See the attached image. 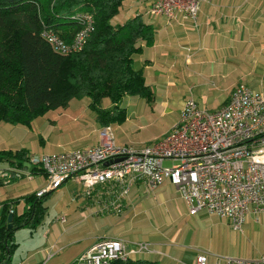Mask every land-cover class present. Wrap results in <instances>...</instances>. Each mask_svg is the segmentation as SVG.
<instances>
[{
  "label": "crops",
  "instance_id": "1",
  "mask_svg": "<svg viewBox=\"0 0 264 264\" xmlns=\"http://www.w3.org/2000/svg\"><path fill=\"white\" fill-rule=\"evenodd\" d=\"M148 2L125 0L111 23L122 25L142 14L144 21L156 30L155 44L145 47L134 58V67L143 72L155 96L151 103L158 111L167 108V101L177 99L185 92L199 103L210 98L216 104L214 110L220 108L239 84L264 92V0H208L200 6V26L197 30H192L189 23L168 24L163 17L147 16ZM188 49L192 51L190 59L186 58ZM187 99L180 103V112ZM126 101L125 122L112 127L119 145L133 146L120 137L117 130L131 119V115H136L137 103L144 101L149 104L144 106L146 111L147 107L152 111L154 109L151 103L139 97L127 96L123 104ZM89 106L88 98L72 99L67 108L53 110L40 117L44 119L40 128L48 135L54 134L56 144H51L49 137L46 139L36 133L38 146L32 147L33 151L28 142L35 135L32 131L39 118L30 127L0 123V151L27 149L33 152L31 155H42L67 151H62L67 146L84 149L100 145L99 133L104 126ZM101 106L106 110L113 108L109 99H103ZM179 116L180 113L172 125ZM7 168V165H0V171ZM46 185V177L36 175L30 180L23 179L0 187V208L4 202L37 193ZM143 186L138 185L133 190L121 216L98 212V203L106 196L104 188H95L92 197L84 194L92 204H96L95 207L90 206L82 220L86 221V225L80 227L82 221L61 224L55 220L43 233L42 249L33 252L27 263L23 261L20 264H44L49 255H53L50 262L59 256L60 264H82L78 258L99 241L119 239L130 244H150L157 253L141 254L134 259L143 258L155 264H195L199 252H207L201 246L224 250L227 252L224 256L228 257L247 260L264 257V212L259 215L248 213L242 231L235 232L227 219L205 212L190 215L175 188L166 182L156 191L154 199L177 196L179 205L184 209L181 212L180 208L173 206L170 210L172 218L167 219L165 214L161 216L155 211L138 210L140 197L144 195ZM24 209L23 201L16 205L18 213Z\"/></svg>",
  "mask_w": 264,
  "mask_h": 264
},
{
  "label": "built area",
  "instance_id": "2",
  "mask_svg": "<svg viewBox=\"0 0 264 264\" xmlns=\"http://www.w3.org/2000/svg\"><path fill=\"white\" fill-rule=\"evenodd\" d=\"M204 2L208 0H156L150 13L164 17L169 24L189 23L192 30H197ZM75 20L80 28L70 41L52 29L41 33L59 55L82 52L94 31L91 14L78 13ZM186 51V58L190 59L192 51ZM99 134L101 143L95 147L30 156L29 165L43 172L47 179L46 187L37 192L39 197L73 180L84 187L88 197L95 188H104L106 196L98 203V212L121 216L138 185L155 193L168 182L185 202L190 215L205 212L227 219L235 232L242 231L248 213L264 212V92L239 84L227 103L214 111L190 97L165 136L140 149L119 145L111 126L104 127ZM166 161L171 162L170 167H165ZM0 173L6 179L18 181L35 176L27 169ZM56 220L67 223L66 216ZM155 252L148 243L103 240L85 251L78 262H128ZM195 264H264V257L247 260L201 251Z\"/></svg>",
  "mask_w": 264,
  "mask_h": 264
},
{
  "label": "trees",
  "instance_id": "3",
  "mask_svg": "<svg viewBox=\"0 0 264 264\" xmlns=\"http://www.w3.org/2000/svg\"><path fill=\"white\" fill-rule=\"evenodd\" d=\"M124 1L0 0V123L30 127L48 112L67 108L72 99L88 98L97 120L107 127L125 122L127 109L123 101L127 96L154 102L143 72L134 67V58L155 44L157 32L142 14L122 25H112L111 20ZM78 13L93 16L94 31L82 52L59 55L41 33L52 29L70 41L80 28L75 20ZM103 99H109L113 108L103 109ZM30 156L27 149L3 150L0 165L8 166L5 171L27 169L35 176H45L29 165ZM16 182L0 173V187ZM54 191L41 197L37 193L26 194L2 204L0 264H14L18 248L15 234L35 230L42 224ZM22 201L25 209L18 213L16 205ZM10 214L12 228L8 229ZM112 264L155 263L139 258Z\"/></svg>",
  "mask_w": 264,
  "mask_h": 264
},
{
  "label": "rangeland",
  "instance_id": "4",
  "mask_svg": "<svg viewBox=\"0 0 264 264\" xmlns=\"http://www.w3.org/2000/svg\"><path fill=\"white\" fill-rule=\"evenodd\" d=\"M148 9L145 12L147 16L157 17L154 14L150 13L151 10L154 9L156 0H148ZM139 15V14H138ZM164 18V17H163ZM166 20V19H165ZM167 21V20H166ZM168 23V22H167ZM173 23V22H172ZM170 23V24H172ZM112 24V23H111ZM169 24V23H168ZM181 95V94H180ZM132 97V96H131ZM190 97V95L182 94L177 99H172L171 101H167V108H164L158 111L156 105L151 103V107L154 111L150 110V107L147 111L145 109V105L149 106V104L142 101L141 103H137L135 108L136 115L123 126L117 130V133L120 137L128 140L133 146L137 149L142 148L146 145H152L157 141L161 140L165 136V132H167L174 119H176L177 115L180 113V103H182L185 99ZM230 96L227 100H229ZM222 102L220 107L225 105L227 102ZM204 102L201 105L208 110L214 111L213 107H216V104L213 103L210 98H206L203 100ZM127 101L125 103V106ZM160 103L158 102L157 105ZM154 105V106H153ZM219 109V108H218ZM132 112V110L130 111ZM128 112V115L129 113ZM164 112V113H163ZM162 113L164 115H162ZM44 119H38L34 124V128L32 133L35 135L32 137V140L28 142V146L32 149L38 146V138L36 133H40L48 139L51 144H56V138L54 134H47L45 130L40 128L41 123ZM112 127V125H110ZM121 126V125H120ZM15 128V127H10ZM119 131V132H118ZM46 133V135H45ZM17 135V134H15ZM48 135V136H47ZM100 135V134H99ZM64 143L66 144V138L64 137ZM33 147V148H32ZM82 149V148H81ZM67 151L77 150L73 146H67L62 149ZM33 152H31L32 154ZM171 162L166 161L165 167H170ZM105 192V190H104ZM144 195L140 197V204H138V210H146V211H155L158 214L166 215L167 219H171L172 215L170 210L173 209V206L180 208L181 212H183V207L179 205V200L176 197L168 196L167 198L159 197L157 200L154 199L156 196L155 193H151L147 191V188L143 186ZM85 189L82 185L77 182L71 180L65 183L61 188L55 190L50 196L47 207L48 212L44 217L42 224L37 227L35 230H21L15 234L16 242L18 243V248L14 253V264H20L23 261L27 263L30 255L33 252H36L42 249L44 246L43 233L45 230H48L50 226L55 222V220L60 216H66L69 224L81 222L83 218L86 216L87 211H89L90 206L95 207L96 204H92L89 198L84 196ZM92 197V196H89ZM146 198L150 201L147 202ZM177 199V200H176ZM12 201V200H11ZM98 202V200H96ZM91 203V204H90ZM1 209V208H0ZM93 209V208H91ZM85 213V214H84ZM187 218H184L186 220ZM162 221V220H161ZM183 224V221H182ZM86 225V221H82L80 223V227H84ZM203 249L207 250L208 253L224 256L227 253L221 249H212L207 246H201ZM59 257V256H58ZM54 258L53 261H49L51 258H47L44 264H60V258ZM28 260V261H27ZM29 264V263H28Z\"/></svg>",
  "mask_w": 264,
  "mask_h": 264
},
{
  "label": "water",
  "instance_id": "5",
  "mask_svg": "<svg viewBox=\"0 0 264 264\" xmlns=\"http://www.w3.org/2000/svg\"><path fill=\"white\" fill-rule=\"evenodd\" d=\"M12 220H13V215L10 214L8 217V229L12 228Z\"/></svg>",
  "mask_w": 264,
  "mask_h": 264
}]
</instances>
